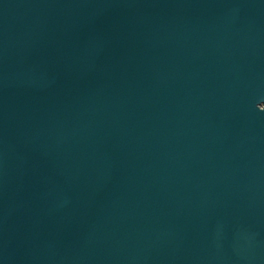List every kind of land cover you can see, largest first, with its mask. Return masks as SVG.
Segmentation results:
<instances>
[{"label":"water","instance_id":"1","mask_svg":"<svg viewBox=\"0 0 264 264\" xmlns=\"http://www.w3.org/2000/svg\"><path fill=\"white\" fill-rule=\"evenodd\" d=\"M0 264H264V0H0Z\"/></svg>","mask_w":264,"mask_h":264}]
</instances>
